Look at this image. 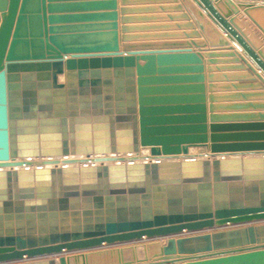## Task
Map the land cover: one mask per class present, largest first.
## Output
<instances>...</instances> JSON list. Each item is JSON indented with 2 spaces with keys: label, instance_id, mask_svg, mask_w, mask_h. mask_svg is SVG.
<instances>
[{
  "label": "water",
  "instance_id": "95a60500",
  "mask_svg": "<svg viewBox=\"0 0 264 264\" xmlns=\"http://www.w3.org/2000/svg\"><path fill=\"white\" fill-rule=\"evenodd\" d=\"M60 1L0 0V264H264V113H239L264 105L216 104L264 93L207 97L205 86L203 56L263 80L211 24L264 74L263 49L221 9L233 3L184 0L220 47L202 55L190 47L200 42H148L199 38L185 14L169 16L185 22L175 26L123 17L120 35L114 1L106 14ZM237 7L250 15L264 0ZM172 27L193 32L140 34ZM101 86L115 107L99 97L95 112L48 113L53 91Z\"/></svg>",
  "mask_w": 264,
  "mask_h": 264
},
{
  "label": "crops",
  "instance_id": "0c3cea01",
  "mask_svg": "<svg viewBox=\"0 0 264 264\" xmlns=\"http://www.w3.org/2000/svg\"><path fill=\"white\" fill-rule=\"evenodd\" d=\"M116 3V9L115 12L117 13L118 16V26H119V34L121 35V27L123 26L122 24V18L123 17H128V18H133V19H138V18H143L141 22H133L130 23L129 25L131 26H165V25H177V24H183L185 22H192L194 25V31L199 32V38H186L185 36H182L180 38H163L159 39L156 41H148V42H184V43H193L194 41L197 43H201V48H197L195 44H192L190 47L192 50L196 52H201L202 55H204V52L208 51H217L219 50L220 47H215L217 45V42H214V37L211 39L206 36V34L201 31L194 19L192 18V15L190 13V10L187 6V4L184 3V0H178L176 3L167 1V0H128L129 4L126 6H123L121 3L122 0H62L60 1L63 4H73L75 6H84V5H92V4H104L105 6H102L100 8H92V9H85V8H77L76 10L74 9V13H108V12H113L109 7H107V4H110L111 2ZM194 2V0H191ZM230 2L233 3L234 8H230L229 6H222L221 9L223 12H226V10H231L233 11L234 9L237 10L235 11L234 14L231 15L230 18L235 19V23L242 29V31L246 34L247 36V41L249 40V43L251 45L255 46L256 48L260 49L262 48L264 51V31L255 23L258 22L259 25L264 27V10L259 9V10H252L250 11V15L245 14V11L241 8L237 7V0H230ZM83 4V5H82ZM194 6L197 7V5L193 4ZM174 6H182V11H177L175 9H170L167 11L162 10L161 8L164 7H170L173 8ZM122 8H127L129 12L126 15H123L121 10ZM73 11V10H72ZM221 11V12H222ZM234 12V11H233ZM75 13V14H76ZM185 14L189 16L188 21H182L180 19L177 20H171L169 16H179ZM208 18V17H207ZM253 18V19H252ZM255 20V21H253ZM137 21V20H135ZM211 24L214 26L216 30H218L222 36L229 41V47L233 48V52L236 54H241L247 62L253 66L258 74H261L263 76V80H260L258 78H253V77H245L246 74L252 75L253 73L246 68V70L240 71L236 70V63L233 62V59L230 57L222 56L218 57L215 59V63H211L210 59L206 56H203V65H204V75H205V86H206V94L207 97H209L211 94L216 95V96H231L234 94L238 93H250V94H262L264 93V74L258 70V67L252 62V60L235 44V42L228 38L227 34L223 32V30L220 28V26L212 21ZM104 22V21H103ZM109 22V21H105ZM190 33L193 32L192 30H183L180 28L172 27V29H167V30H158V31H147L143 32L140 34H163V33H173V34H183V33ZM134 34H139V33H134ZM143 63V62H141ZM242 64V61L241 63ZM212 72V73H210ZM210 74H214L215 78L214 79H209ZM253 76V75H252ZM62 79V80H61ZM254 79V80H252ZM112 82L111 89L113 90L115 88L114 85V77L110 78ZM59 82H65V77L61 76ZM251 84H256L258 85L257 87H250ZM235 86H238L237 88ZM106 86H101L98 87L95 91L92 87L87 88L85 92H81V89L79 87H76V93L71 94L68 88H65L63 96H56L54 94V91L52 94L49 96L50 98V107L51 110H48V113H51L53 116L56 113V108L60 106L64 107V111L67 114H72L73 112H76L78 116L81 113V106H86L88 104L91 108V112H95L94 105L99 102V97L102 100L103 104H110L115 107L116 104V95L113 92L111 94L107 95L104 92V89ZM211 88L213 89L212 91ZM107 96H109L111 99L107 100ZM62 98L61 102H56V99ZM248 104V103H253L256 105H264V96H256L254 98H250L249 100H244L241 98V100L238 101H233L228 98H222L216 104H222V105H230V104ZM207 106H210L209 101H207ZM73 107H76V110L72 109ZM259 113L262 112L264 113V109H259V110H249V111H240L239 113L242 114H248V113ZM210 113L208 112V116ZM49 118V119H53ZM55 119V118H54ZM261 118L256 117L255 120H260ZM68 121H72V118H67ZM209 124V120H208ZM68 126H74V122L70 124L68 122ZM70 135L71 132L68 130V139L70 140ZM195 153H193V151ZM199 150V152H198ZM201 149H190V154H200ZM206 150V149H204ZM146 150H143L145 152ZM147 152V151H146ZM202 152V151H201ZM162 240V239H160Z\"/></svg>",
  "mask_w": 264,
  "mask_h": 264
},
{
  "label": "bare ground",
  "instance_id": "6f19581e",
  "mask_svg": "<svg viewBox=\"0 0 264 264\" xmlns=\"http://www.w3.org/2000/svg\"><path fill=\"white\" fill-rule=\"evenodd\" d=\"M62 80V79H61ZM147 151V150H146ZM142 152L143 154H148L147 152ZM193 151V150H192ZM198 152H199V150H198ZM193 153H195L194 151H193ZM200 153H201V150H200ZM191 155H194V154H191ZM196 156H199V154H195Z\"/></svg>",
  "mask_w": 264,
  "mask_h": 264
},
{
  "label": "rangeland",
  "instance_id": "374dc122",
  "mask_svg": "<svg viewBox=\"0 0 264 264\" xmlns=\"http://www.w3.org/2000/svg\"><path fill=\"white\" fill-rule=\"evenodd\" d=\"M165 239H162V241H164Z\"/></svg>",
  "mask_w": 264,
  "mask_h": 264
}]
</instances>
